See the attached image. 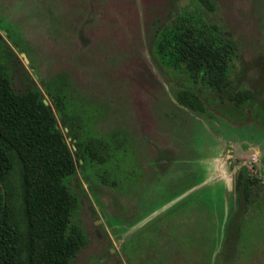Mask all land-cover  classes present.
Returning a JSON list of instances; mask_svg holds the SVG:
<instances>
[{"label": "rangeland", "instance_id": "374dc122", "mask_svg": "<svg viewBox=\"0 0 264 264\" xmlns=\"http://www.w3.org/2000/svg\"><path fill=\"white\" fill-rule=\"evenodd\" d=\"M192 1L0 0V60L14 89L25 78L55 114L45 88L60 90L69 123L104 143L106 161L84 163L57 117L76 166L70 221L87 239L72 264H264V129L213 93L203 112L179 104L177 77L152 47ZM211 1L208 17L237 45L240 89L264 102V0ZM243 168L251 203L230 255Z\"/></svg>", "mask_w": 264, "mask_h": 264}, {"label": "trees", "instance_id": "16d2710c", "mask_svg": "<svg viewBox=\"0 0 264 264\" xmlns=\"http://www.w3.org/2000/svg\"><path fill=\"white\" fill-rule=\"evenodd\" d=\"M214 10L211 0H193L176 12L155 36L156 59L177 77L181 91L176 100L182 106L203 112V97L213 93L233 109L247 108L264 129V102L260 93L240 89L237 45L208 17ZM23 82L24 90L16 91L0 60V264H72L87 239L70 221L77 197L67 180L76 175V166L57 117L84 163L103 164L104 143L84 141L69 123L60 90L45 88L55 114L44 105L42 92ZM249 176L243 168L235 181V209L224 239L230 255L251 203Z\"/></svg>", "mask_w": 264, "mask_h": 264}, {"label": "water", "instance_id": "95a60500", "mask_svg": "<svg viewBox=\"0 0 264 264\" xmlns=\"http://www.w3.org/2000/svg\"><path fill=\"white\" fill-rule=\"evenodd\" d=\"M22 55H23L25 61L28 62L27 59H26V57H25V55H24V54H22ZM31 69H32V68H31ZM43 103H44L45 106L48 107V110H51V108L48 106V103H47L46 100H44ZM58 115H59V114H58ZM56 128H58V125L56 126ZM64 131L67 132V129L65 128ZM68 140H70V138H68ZM72 143H74V140H72ZM72 148L75 149L74 144H72Z\"/></svg>", "mask_w": 264, "mask_h": 264}]
</instances>
